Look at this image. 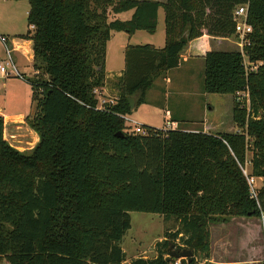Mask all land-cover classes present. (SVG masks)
<instances>
[{
	"label": "trees",
	"instance_id": "1",
	"mask_svg": "<svg viewBox=\"0 0 264 264\" xmlns=\"http://www.w3.org/2000/svg\"><path fill=\"white\" fill-rule=\"evenodd\" d=\"M26 1L32 29L21 38L32 41L33 68L46 78L30 81L33 149L9 146L0 116V263L124 264L120 243L131 212L174 218L179 229L165 237L182 234V246L207 260L210 224L264 213V186L251 199L241 171L249 153L251 175L264 181V0ZM241 5L252 27L244 56L255 71L238 51L203 57V91L233 97V131L142 126L145 135L129 132L128 98L136 97L135 107L144 103L154 81L179 67L182 35L189 42L236 38L232 15ZM160 8L164 47L128 45L122 74L112 82L115 104L99 108L95 91L105 85L110 32L154 34ZM130 11L129 20L108 22L110 14ZM239 93H246L248 107ZM171 244L159 242L164 251L155 258L129 264H195L170 257Z\"/></svg>",
	"mask_w": 264,
	"mask_h": 264
},
{
	"label": "rangeland",
	"instance_id": "2",
	"mask_svg": "<svg viewBox=\"0 0 264 264\" xmlns=\"http://www.w3.org/2000/svg\"><path fill=\"white\" fill-rule=\"evenodd\" d=\"M139 1V0H135ZM29 4L26 0H0V37L8 39L15 38L21 41V37L29 33L27 25V12ZM160 13H162L160 11ZM132 11L121 14H110L108 22L130 19ZM164 24L161 21L153 36L147 32L139 31L134 37H129L124 32H110V40L105 50V70L108 76L116 77L123 69V50L128 45H150L158 47L163 45ZM9 36H8V35ZM13 37V38H12ZM202 48L207 52H230L236 47L229 45L219 47L215 42L202 41ZM201 50V49H200ZM11 63L8 71L10 75L0 78V106L7 115L21 114L26 116L8 126L4 140L9 146L18 152H28L34 148V131L29 127L28 119L36 114V101L32 98L30 81H41L45 75L35 71L31 62L23 52L12 51ZM246 68L255 71L256 66L244 58ZM0 62L9 63L5 45L0 41ZM203 61L190 59L182 63L178 68L169 70L165 75L154 81L152 89L145 95L144 103L136 106L131 114L125 117V125L131 132L135 125L148 124L155 129H164L166 120L172 119L177 124L172 125L184 131L204 129L214 132L212 127L217 125V132H231L233 126L231 113L233 97L230 95L207 94L203 91ZM166 77L169 82H165ZM116 92V90H115ZM109 92L116 96V93ZM42 97L41 90H38ZM104 98H107L104 96ZM237 100L248 107L246 93H239ZM145 121V122H143ZM202 121V122H200ZM201 123L203 125H201ZM210 128V129H209ZM36 139V137H35ZM250 154H247V159ZM249 170V167H248ZM259 188L264 186L263 179L256 180ZM131 223L130 229L121 240L120 247L125 253L128 261L134 257H146L150 260L156 257L159 242L167 240L172 243L173 249L184 248L181 243L182 234L175 241L166 234H174L179 229V224L174 218L165 219L163 216L147 213H129ZM264 213L259 218H249L244 227L237 224L222 222L218 218L217 223L210 224V257L205 260L202 254L193 252L195 264H261L264 262ZM238 218V217H235ZM243 218V217H242ZM225 224L222 226V224ZM224 245H222V243ZM176 246V247H174ZM187 262V259H184ZM236 262V263H235ZM241 262V263H240ZM1 264H6L4 260ZM179 264V261H178Z\"/></svg>",
	"mask_w": 264,
	"mask_h": 264
},
{
	"label": "crops",
	"instance_id": "3",
	"mask_svg": "<svg viewBox=\"0 0 264 264\" xmlns=\"http://www.w3.org/2000/svg\"><path fill=\"white\" fill-rule=\"evenodd\" d=\"M135 1V0H134ZM139 1H149V2H157V3H161V4H163V3H165L166 2V0H139ZM160 11L162 12V13H160ZM28 13V12H27ZM163 22V24H164V11L160 8L159 10H158V13H157V28H158V26H159V23L160 22ZM156 28V29H157ZM163 28H164V41H163V45L161 46V47H158V46H156V45H154V44H150V45H152V46H154L155 48H157V49H161V48H163L164 47V44H165V24H164V26H163ZM139 31H137V32H135L133 35H131V36H129V37H134L135 35H136V33H138ZM8 35V34H7ZM152 36H153V34H151ZM9 36V35H8ZM13 38V37H12ZM21 39V41H18L17 39H15V38H13V39H11V44L10 45H8L7 44V46H9V47H12V48H14V50H15V52L16 51H20V52H23L24 53V55L31 61V62H33V51H32V41L30 42V41H26V40H24V39H22V38H20ZM202 41H211V42H215L216 43V45L217 46H219V47H227V46H229V45H232V46H234V47H236V50H234V49H231V51H238V46H237V43H238V38L236 37V38H215V37H211V36H208V35H203L202 37H200V38H197V39H194V40H192V41H190V42H188V44H186V47H184V49L181 51V53L179 54V57H180V65L182 64V63H187L190 59H199V61L201 60V61H203V57H204V55L207 53V49H205L204 47L202 48V44H200V42H202ZM130 46H137V45H130ZM127 46H125V48H126ZM5 48H6V46H5ZM125 48H124V50H125ZM201 49V50H200ZM124 50H123V61H124ZM230 51V52H231ZM203 64H204V61H203ZM179 65V66H180ZM123 69H124V66H123ZM123 69H121V71L117 74V76L116 77H113L112 75L111 76H108V73L106 72V70H105V72H106V81H105V85H104V87L102 88V89H100V90H98V95L100 96H102L103 98H104V96H106L107 97V99L108 98H114L115 99V97L116 96H112V95H110L109 94V92H113V90L114 89H112V82L116 79V78H119L120 76H121V74H122V71H123ZM167 73V72H166ZM203 74H204V65H203ZM165 82H169V79L166 77V79H165ZM202 86H203V83H202ZM152 89V88H151ZM150 89V90H151ZM149 90V91H150ZM148 91V92H149ZM114 92H115V90H114ZM147 92V93H148ZM116 93V92H115ZM146 93V94H147ZM106 99V98H105ZM138 106V105H137ZM136 108V107H135ZM134 108V109H135ZM0 116H2L3 117V120H4V127H3V138L5 137L6 138V133H7V130H8V126L9 125H11L12 123H14V122H16L17 120H19V119H23V118H25L26 116H23V115H21V114H13V115H7L6 113H4L3 112V108L0 106ZM166 121H170L171 122V129H173V127H172V125H174V126H176V122L175 121H173L172 119H169V120H166ZM143 122H145V121H143ZM200 122H202V121H200ZM146 123V122H145ZM201 125H203L202 123H201ZM141 126H149L147 123L146 124H142ZM150 127V126H149ZM212 129H213V131L214 132H210L209 130H207V129H204L203 130V132L204 133H207V134H217V133H223V132H217L218 130H217V125H213L212 124V127H211ZM178 130H179V128H177ZM210 129V128H209ZM181 131H184V130H182V129H180ZM232 131H233V128L231 129ZM198 131H200V129L198 130H192V129H190V131H185V132H198ZM231 131V132H232ZM34 135H35V137H36V139H35V137H34V140H35V142L37 143L38 142V136H37V134L36 133H34ZM36 145V144H35ZM13 148V147H12ZM15 149V148H14ZM16 149H18V148H16ZM15 149V150H16ZM33 149V148H32ZM258 180H260L261 181V178H259ZM247 219H249V218H242V217H238V218H235V217H233V218H230L229 220H228V222L229 223H234V224H237V226H241V227H244L245 226V224H247L248 223V220ZM225 224L223 223L222 224V226H224ZM222 243V245H224V243L223 242H221ZM123 251V250H122ZM135 258H137L136 256L134 257V259ZM141 258H143V259H146V257H141ZM129 262L130 261H128V260H126L125 262H124V264H129ZM236 263V262H235ZM241 263V262H240ZM232 264V263H231Z\"/></svg>",
	"mask_w": 264,
	"mask_h": 264
},
{
	"label": "built area",
	"instance_id": "4",
	"mask_svg": "<svg viewBox=\"0 0 264 264\" xmlns=\"http://www.w3.org/2000/svg\"><path fill=\"white\" fill-rule=\"evenodd\" d=\"M232 17L235 23V36L238 38V43H237L238 52H240L241 55L245 57L244 49L245 47L250 45V36L252 34V27L247 22V5H241V6L236 7L233 12ZM31 29L32 27H30V30ZM0 41L6 46V54L8 55V58H9V63L7 64L0 62V78H6L10 75V71H8V67L9 65H12L10 54L12 53V51H15V50L14 48L7 46V43H8L7 38L0 37ZM26 41H30V40H26ZM98 93H99L98 90L95 91L99 108H102L105 105L115 104L116 99L114 98L105 99L101 95L99 96ZM164 129L165 130L171 129L170 121L165 122ZM131 133L136 134V135H145L147 131L142 126L135 125ZM248 167H249V170H248ZM241 171L246 179L250 198L257 200V192L260 188L259 186L256 185L255 182L259 178L251 175L249 159L246 158L243 166H241Z\"/></svg>",
	"mask_w": 264,
	"mask_h": 264
},
{
	"label": "water",
	"instance_id": "5",
	"mask_svg": "<svg viewBox=\"0 0 264 264\" xmlns=\"http://www.w3.org/2000/svg\"><path fill=\"white\" fill-rule=\"evenodd\" d=\"M180 42L183 44H188L189 41H188L187 33H184L182 35V37L180 38ZM135 102H136V97L128 98V103L131 111H133L135 108ZM116 135L119 137L123 136V134L120 132L117 133ZM169 256L176 260L187 259V262L189 263L193 259V251L187 248L173 249L172 245H170Z\"/></svg>",
	"mask_w": 264,
	"mask_h": 264
}]
</instances>
